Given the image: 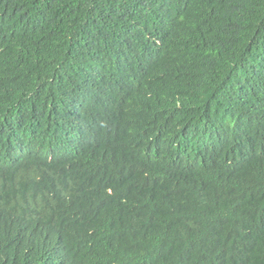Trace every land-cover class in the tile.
<instances>
[{
  "label": "trees",
  "instance_id": "obj_1",
  "mask_svg": "<svg viewBox=\"0 0 264 264\" xmlns=\"http://www.w3.org/2000/svg\"><path fill=\"white\" fill-rule=\"evenodd\" d=\"M0 264H264V0H0Z\"/></svg>",
  "mask_w": 264,
  "mask_h": 264
}]
</instances>
